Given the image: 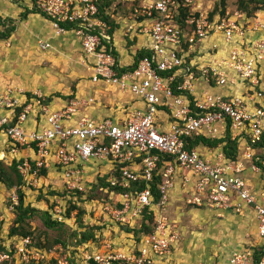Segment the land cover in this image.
Instances as JSON below:
<instances>
[{"label":"built area","instance_id":"1","mask_svg":"<svg viewBox=\"0 0 264 264\" xmlns=\"http://www.w3.org/2000/svg\"><path fill=\"white\" fill-rule=\"evenodd\" d=\"M10 1L42 15L55 35L73 34L78 38L93 71L92 82L116 86L121 92L128 90L140 106L123 119L96 122L82 113L92 99H74L52 109L41 94L28 97L17 88L0 89V136L7 149L0 150V162L7 166L15 162L24 182L10 189L8 210L13 212L18 206V191L42 189L41 178L49 187L52 182L47 183L46 178L52 169L62 177V191L53 197L49 214L52 220L66 224L69 217L62 198L79 207L74 202L76 196H84L85 200L90 188L86 166L105 164L106 183L130 191L99 189L116 197L114 203H101V225L134 231L143 222L148 223L145 211L153 213L154 225L151 234H142L138 241L133 239L131 250L112 249L105 240L103 251H82L77 260L60 246L41 249L32 238L20 237L12 255L0 253V263L18 259L25 264H170L181 234L176 222L156 213L164 212L175 179L180 177L182 188L190 191L186 204L233 211L240 216L252 214L254 241L232 251L226 264H264V185L254 189L239 176L245 171L242 159L251 161V145L264 137V23L237 10L215 13L213 7L208 8V0H137L118 32L126 39L146 36L149 45L138 51L147 50L149 55L134 61L135 68L127 71L114 54L109 26L99 16L100 0ZM250 24L254 26L248 28ZM246 31L259 33L255 38L259 43L253 42L249 50L232 46L233 50L222 54L216 43L211 44L210 51L202 50L210 37L221 36L226 45L235 40L243 42ZM50 48L49 42H38L41 52ZM205 51L209 59L199 63L197 59ZM237 80L250 87L243 95L204 93L194 97L198 81L227 87ZM32 114L37 125L25 129ZM228 129L231 140L238 144L241 138L248 140L242 159L235 163L226 160L223 145L217 148L220 151L214 160L202 156L197 147L186 149L187 138L221 139ZM21 152H31L32 156L19 157ZM254 162L250 170L260 173ZM44 170L46 174L42 175ZM156 173L161 175L157 203L150 187ZM140 183H145L144 189L131 191L132 184ZM72 213L76 215V210ZM86 243L82 244L85 249L89 246Z\"/></svg>","mask_w":264,"mask_h":264},{"label":"rangeland","instance_id":"2","mask_svg":"<svg viewBox=\"0 0 264 264\" xmlns=\"http://www.w3.org/2000/svg\"><path fill=\"white\" fill-rule=\"evenodd\" d=\"M109 1L110 6L107 13L108 15H110L111 19L114 20V24H117L119 22L118 26L123 29V26L126 24V22L122 19L128 15L130 8L137 3V0ZM207 3H209L208 8L213 7V9H215L218 3H220V0H208ZM225 6V11L233 13L238 8L237 0H225ZM251 8H253V6H250V9ZM18 10H20V12ZM26 10V5L12 3L10 2V0H1L0 2V31H4L9 28L13 29V32L8 39L0 40V71L2 73V75L0 74V79L7 81L8 79H10L14 81L15 84H24V86L19 85L20 87H22V89L20 88L22 95H33L34 92L35 94H41L45 96L46 94H49L46 92V90L51 87L52 92L50 94H52L53 98L51 100V108L55 109L59 107V105L61 106L67 103L68 100L72 98L69 97V95L77 93V83L76 80H74L72 77L74 76L73 72H79V70L75 68L77 60H71L70 58L72 56L70 58L68 57V53L71 54V52L75 49H73V46H64V41L60 43L63 45L60 46V44H56L50 51L44 54L38 52L35 49L36 45L34 40L36 39L32 38V33L34 34L36 32L30 30V28L28 27L29 24H25L26 18L22 17V15L26 16ZM221 10L222 8L220 6L218 12H220ZM243 14L247 16V13ZM250 19H258L259 21L264 23V6L262 10L257 11L253 16L250 17ZM252 26L254 25L250 24L248 28ZM46 27L47 32H49V23H47ZM118 30L119 28L117 30H114V32L112 33V45L113 43L116 44L115 33H117L118 36L121 34H119ZM253 33L246 31L243 35L244 37L242 38L243 42H240L241 40H235L230 45H226L223 37L221 36L210 37L208 41L216 43L218 48L222 49V54H224L225 51L233 50L234 48H232V46L249 50V47L252 46L253 42L259 43V41L255 39L256 36L259 35V33H256V35ZM120 40H122L123 43L126 44V46H136V43L123 38V36L120 37ZM207 44L210 45V43ZM131 48L134 49L133 47ZM137 51L135 52L137 53ZM78 53L80 54L82 52L80 51ZM119 55L122 57L123 54L119 52ZM232 69L234 70V68ZM40 71L44 72L41 78L37 75V72L42 73ZM47 71H49L50 73L45 75ZM235 75L236 74H233V78H236ZM43 76L44 79L47 80H44ZM33 78L34 81L32 80ZM37 78H40V80H38ZM238 83L240 84L242 82L238 80L234 85L238 86ZM246 83L250 84L249 81H247ZM33 84L36 85L33 87ZM242 84L250 89L247 84ZM254 92H257V90H254ZM195 96L197 95H195L194 93V97ZM241 139L242 142H240L238 148L239 159H242L245 144L248 141L247 138ZM263 151L264 150L262 148H253V157L251 161L242 159L243 163L245 164V171L243 172L244 174L241 173L243 174L242 177L254 189H262L264 185V178L263 176H261V172H252L250 170V167L254 162L253 159L256 158L254 156H264ZM104 165L105 164L86 166V174L87 176H89L88 185L90 187L88 189V192L85 194L87 201L86 199H82L85 198L84 196H76L74 201L76 204H78L80 209H83L84 214L81 218V221L79 222L76 215L72 213V211H70L68 216L69 218L66 223L69 233L77 232L79 234L80 232H84L88 229H93L95 240L89 242V246L87 245L88 247L85 249L82 245L75 246V244L73 243V240L75 239L67 238V236L65 235L64 237H66L65 239L67 241L66 248L62 247L61 245L53 246H60L67 253V255L69 254L71 259L73 260H77V257L80 256L82 251L85 250L88 252L97 250L103 251L101 246L103 244L102 242H104L105 240L111 245L112 249L121 250L123 252L131 250L133 246V239L137 241V239H139L142 235L136 234V232L132 230H129L127 232L126 227H124L126 228L125 230L124 228L122 229L119 226L115 225H110L108 226L109 228H106L105 226L103 227L101 225V203H114L116 200V197L114 195H105V193L99 192V189H95L96 186H99L101 184V181L106 183V180L108 178V168H106V166ZM94 170L99 172L95 174ZM41 181L42 189H38L36 191L27 188L23 191V193L25 194L26 204L37 208L38 210L44 211L50 208L52 199L54 200V198H57L54 196L60 193L61 189L59 186H61L60 184L62 182V177L60 174H56L52 169H50L48 170V177L46 178V181L47 183L48 181H51L52 184H49V187H47V185L43 182V178H41ZM257 185H259V187H257ZM53 186L58 187L54 188ZM9 191L10 190L6 189L5 186L0 185V241L7 250H12L19 237L9 234V229L12 226L14 220V212H10L8 210ZM91 192H95L96 195L100 194L102 199L93 197V199L98 200V202L88 203L89 200H92L90 199ZM189 192L190 191L186 192L184 190L185 197H189ZM170 201L171 200L169 196L168 204L165 206L164 212L161 215L159 212L156 213L158 217L163 216L169 222H176L181 234V240L177 244L179 250L175 249L177 250L176 254L175 250L173 251V255L170 259V264H226V262L224 261L229 258L231 252L238 249L236 248L234 250H231L232 248H234V246L229 245V248L228 242H224V236H229L230 234H232L234 235L233 239L235 241L240 240L242 244H244L246 241L247 242L245 244L254 241L253 232H255V225H253L254 220L252 217L248 219L235 213H232V218H229V216H224L223 218L212 217L214 216V213H212L213 211L218 212V216L220 214V211L207 208H195L186 204L185 200L173 202V204H171ZM62 204L67 208V211L69 210L70 206H76L72 205L71 201L67 198H62ZM208 210L211 212H208ZM236 219L238 221L239 219L241 220L244 229L243 232L248 234L244 233L238 235L239 233L237 234L234 232L236 231L234 230L235 227H237V224H239ZM28 224H30L29 228H31V230L34 232L35 237H37V235H40L43 231H46L48 233L49 242H51V240L58 234L56 231H47L37 216L29 219ZM100 229L101 231H99ZM108 229L113 230L109 231ZM226 240L227 238L225 239V241ZM14 260L15 262L12 261L11 264H25L18 259Z\"/></svg>","mask_w":264,"mask_h":264},{"label":"crops","instance_id":"3","mask_svg":"<svg viewBox=\"0 0 264 264\" xmlns=\"http://www.w3.org/2000/svg\"><path fill=\"white\" fill-rule=\"evenodd\" d=\"M0 2H1V0H0ZM18 11L20 12V10H18ZM26 11H27L26 16L22 15V17L26 18L25 24H29L28 27L30 28V30L33 32H36L34 34L32 33V38L36 39V40H34L35 45H36L35 49L38 52H40L41 54H44V53L50 51L53 48V46H55L56 44L59 45L61 42H64V41H65L64 46H73V49H75L74 51L71 52L72 55L70 53H68V57L70 58L72 56L70 59L71 60L74 59V61L77 60V62H78V63L76 62L75 68L77 70H79V72H77V73L73 72L74 76H72L73 79L76 80V83H77V85H76V87H77L76 92L77 93L69 95V97H72V98H70L68 101L74 100V99H76V100L92 99L93 103H90L86 108L83 109V111H82L83 115H85L86 117H88L91 120L96 121V122L101 121V120H106V119H110V120L114 121L116 119L125 118L130 110L140 106V101L136 100V98L128 90L121 92L120 89L116 86H109V85L104 84L103 82H98V83L92 82L93 71L90 67L91 65H90L89 59L85 58L83 55V52L81 50V42L78 38H76L73 34H67L64 36L55 35L51 24L49 23L48 20H46L44 17H42V15H40L37 12L34 13V11H30L29 9H27ZM25 18H23V19H25ZM47 23H49V25H50L51 33H50V31L47 32V27H46ZM46 33H47V36H46ZM120 33L121 32H119V34ZM115 36H116V40H115L116 44L113 43L114 52L119 59V63L123 67H130L131 65H133L132 63H134L133 61H134V57H135V53H136L135 51H137V49L141 50L142 47L144 48V47L149 45V39L146 36L128 38L127 40L136 43L135 47L134 46H130V47L126 46V44H124L123 41L120 40V37L122 36V34H120L118 36L117 33H115ZM40 41L49 42L51 44V48L46 52H41L38 49V42H40ZM207 43H210V45H208ZM211 44H214V43L207 41L206 45L202 47V50L209 49L207 51H210L211 46H212ZM61 45H63V44H60V46ZM131 47H133L134 49H132ZM80 51L82 53L79 54L78 52H80ZM119 52H121L123 54L122 57L119 55ZM202 53H203V51H202ZM208 59H209L208 58V52L205 51L204 56L202 58L197 59V61L199 63H203V62H206ZM40 72H42V71H40ZM49 73L50 72L47 71L45 73V75H47ZM0 74L2 75L1 71H0ZM42 74H44V72H42V73L37 72V75L40 78L42 77ZM1 78H2V76H1ZM40 78H37V79L40 80ZM43 79H44V76H43ZM9 80L10 79H8V81L0 79V89L11 87V88H17V89L21 90L22 87H20V86L21 85L24 86V84H21V85L15 84L14 81H12V80L9 81ZM32 80L34 81V78ZM44 80H47V79H44ZM35 85L33 84V87ZM61 89H63V88H61ZM247 90H248V88H246L245 85L242 83H240V84L238 83V86L232 85V86H227V87L207 86V85L201 83L200 81H198L195 84V95H197L196 97H200L204 93H209V92H212V94L224 93V94H229V95H233V94L243 95L244 93L247 92ZM46 92L49 94H46L45 97L46 98L51 97L50 99L52 100L53 99L52 94H50L52 92L51 87H49L46 90ZM33 94H34V92H33ZM27 96L31 97L32 95H27ZM65 104H63L61 106H64ZM51 105H52V102L50 101L49 106L51 107ZM61 106L59 105V107H57V108H60ZM36 120L37 119L34 118L33 114L30 115L27 122H26L25 129L31 130V129L35 128L37 125ZM3 143H4V138L0 136V150H7L6 147L3 146ZM197 149L202 156H204L210 160H214L215 159V153L220 151L219 149H214L211 151V150H208L207 148H205L203 146H198ZM27 155L32 156L31 152H21L19 154V157L27 156ZM6 162H8V161H6ZM5 165L7 166V164H5ZM93 165H95V164H93ZM104 166H106V165H104ZM106 168H107V166H106ZM98 172L99 171H95V174ZM243 174H241V175L239 174V176L242 177ZM87 177L89 179V176H87ZM257 187H259V185H257ZM184 197H185V194H184V189L182 188V185L180 183V177H177L175 179V188L173 191L170 192V200H171L170 203L173 204V202L183 201L186 199V197L185 198ZM208 212H211V211L208 210ZM215 212L214 211L212 212V213H214L213 214L214 216H212V217H218V218L222 217L223 218L224 216H229V218H232V213L234 214L233 211H220V214L218 216V212H216V213ZM251 215H252L251 213L249 214V212H247L243 217L250 219L252 217ZM238 223L239 224H237V227H235V229H234L238 232H236V231H234V232L237 234L239 233L238 235L244 234L245 232H243L244 229H243L242 222L240 219H239ZM253 225H254V222H253ZM253 233H255V232H253ZM245 234H248V233H245ZM233 237H234V235H232V234H230L229 236H224V242H228V247L230 248V246H234V248H232L231 250H234L236 248L240 249L247 242L246 241L244 244H242L240 240L235 241L233 239ZM226 238H227V240L225 241ZM176 249L179 250V247L177 246ZM177 250H175V254H176ZM226 260L224 262H226Z\"/></svg>","mask_w":264,"mask_h":264},{"label":"trees","instance_id":"4","mask_svg":"<svg viewBox=\"0 0 264 264\" xmlns=\"http://www.w3.org/2000/svg\"><path fill=\"white\" fill-rule=\"evenodd\" d=\"M258 5V6H257ZM110 6V1L109 0H100V3L98 5L99 9V16L102 18L106 24L109 26L108 34L112 36V33L114 30H117L119 28L118 24H114V20L111 19L110 15L107 14L106 10H108ZM222 8L220 11L221 15H224L225 13V0H220V3H218L217 7H215L214 12H218V9ZM250 6H253V8L250 9ZM264 6V0H237V11L242 12V13H247L248 17L253 16L257 11H260L263 9ZM36 11H34L35 13ZM212 16V15H211ZM69 28V27H68ZM13 32L12 28L6 29L4 31H0V40H6L10 37L11 33ZM115 54V52H114ZM116 55V54H115ZM149 51L143 50V51H138L136 56H135V63L139 61V59L148 56ZM136 64L125 68L127 71H132L135 68ZM193 98V97H192ZM45 102H50V98H46ZM250 144V142H249ZM219 145H223L222 147V152L225 156L226 159L231 161L232 163L237 162L238 160V148L239 144L237 141L231 140L230 138V132L229 129L226 131V135L224 138L221 139H210L206 138L204 136H198L195 138H187L186 139V149H191L195 148L198 146H203L208 149H215L218 148ZM252 148H262L264 150V137L251 145ZM264 152V151H263ZM255 157H258L255 156ZM260 161H255L254 163L257 165L259 168L260 172L262 173L261 176L264 178V156H259ZM263 157V158H262ZM166 161H171V158H166ZM46 171H42V175H45ZM0 183L5 186L6 189L10 190L14 186H21L24 184L23 178L18 174V171L16 169V163L13 162L10 166H6L5 164L0 162ZM161 184V175L156 173L153 176L152 182H150V187H151V193L154 198V202L157 203L160 199V194L158 187ZM109 187L110 191H115L117 193H128L130 190H124L122 188L118 187H110L107 183L101 181V184L99 186H96L95 189H106ZM145 188V183H140V184H132L131 191L134 190H142ZM19 194V204L17 207L14 208V220L12 223V226L9 229V234L12 236H17V237H30L32 238L35 246L37 248L41 249H47L51 248L55 245H61L62 247L66 248L67 247V241L65 235L67 238L75 239L73 240L75 246H81L82 244L86 242H90L95 240L94 239V230L93 229H88L84 232H80L79 234L77 232H71L69 233L67 226L65 223H59L57 221H54L51 219V216L49 214V210H38L37 208H34L28 204L25 203V194L23 191H18ZM93 197L101 198L100 194H97L95 192H91V198L93 200ZM76 210V217L78 221H81V218L84 214L83 209H80L79 207L76 206H70L69 210L67 211V216H69L70 211ZM37 216L44 228L47 231H56L58 234L56 237H54L51 242L48 241V233L46 231H43L40 235H37L35 237L34 232L29 228L28 221L29 219H32L33 217ZM148 219V223L143 222L141 224L140 229H135L134 231L136 234H149L153 230V213L150 211H145V220ZM1 231V228H0ZM34 236V237H33ZM42 239V240H41ZM139 239H137L138 241ZM5 252L10 255L13 254V250H10V252L2 245L0 241V253ZM12 261H5L0 264H11ZM52 262L48 264H52Z\"/></svg>","mask_w":264,"mask_h":264},{"label":"water","instance_id":"5","mask_svg":"<svg viewBox=\"0 0 264 264\" xmlns=\"http://www.w3.org/2000/svg\"><path fill=\"white\" fill-rule=\"evenodd\" d=\"M126 230V228H124Z\"/></svg>","mask_w":264,"mask_h":264}]
</instances>
